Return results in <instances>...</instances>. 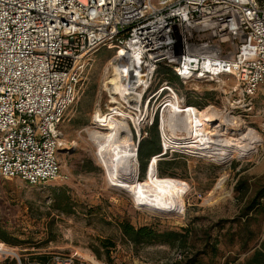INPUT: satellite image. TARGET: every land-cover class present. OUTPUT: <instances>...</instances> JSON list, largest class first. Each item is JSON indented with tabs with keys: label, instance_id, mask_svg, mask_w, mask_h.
<instances>
[{
	"label": "built area",
	"instance_id": "built-area-1",
	"mask_svg": "<svg viewBox=\"0 0 264 264\" xmlns=\"http://www.w3.org/2000/svg\"><path fill=\"white\" fill-rule=\"evenodd\" d=\"M111 46L125 95L95 128L124 114L138 152L159 119L162 152L152 162L199 158L209 148L167 135L164 120L187 115V94L199 88L225 94L224 112L206 109L230 122L253 111L264 85V0H0V180L39 187L60 178L63 122L93 57ZM163 68L177 82L152 91ZM47 264L88 263L55 254Z\"/></svg>",
	"mask_w": 264,
	"mask_h": 264
},
{
	"label": "rangeland",
	"instance_id": "rangeland-1",
	"mask_svg": "<svg viewBox=\"0 0 264 264\" xmlns=\"http://www.w3.org/2000/svg\"><path fill=\"white\" fill-rule=\"evenodd\" d=\"M116 49L114 46L104 48L93 57L80 84L78 99L65 117L60 178L39 187L18 179L0 180V244L11 253L8 259L0 256V264H16L15 255L24 262L42 264L55 254H78L88 264H174L204 252L211 243L207 250L210 253L216 241L218 255H201L203 263L243 262L264 239V209L251 220L249 227H244L242 214L246 199L236 190L239 181L246 182L250 186L247 198L262 194L264 204V85L254 100L253 111L241 114L233 120L235 124L228 126L235 130H244V127L254 130L261 139L256 151L249 157L225 163L191 157L183 152L162 158L159 162L173 175L162 178L173 179L185 189V210L180 214L156 212L141 206L133 193L112 183L91 136L92 132L109 134L95 128V117L101 112L106 114L107 107L111 106L112 99L105 84L115 73L110 62ZM171 78L161 69L152 91ZM225 85L233 87L235 82L228 80ZM199 89L198 95L188 92L189 105L201 108L199 111L215 105L224 112L225 94ZM159 123L158 119L160 143ZM168 130L169 136L187 137L182 130ZM148 131L149 135L141 142L152 138L150 129ZM133 135L137 145V137ZM120 169L123 170L122 166ZM143 176L147 179L139 162L136 182L145 181ZM63 193L70 197L74 214L58 209L56 200ZM123 222L137 229L150 227L162 233L187 234L184 231L187 229L188 244L183 249L158 244L134 247L122 234L120 224ZM209 235L212 240L208 239ZM240 238L252 240L246 249H241ZM103 242L114 247L104 248Z\"/></svg>",
	"mask_w": 264,
	"mask_h": 264
},
{
	"label": "bare ground",
	"instance_id": "bare-ground-1",
	"mask_svg": "<svg viewBox=\"0 0 264 264\" xmlns=\"http://www.w3.org/2000/svg\"><path fill=\"white\" fill-rule=\"evenodd\" d=\"M114 70L113 78L105 84V90L108 91L113 104L109 106L112 108L110 111L122 109L116 97L125 95L123 76L116 67ZM112 106H117V108ZM172 106L173 110H177L176 104H172ZM210 111V109L198 111L197 108L191 107L187 115L174 116L170 114L167 122L164 120V124L172 131L182 130L185 132L187 137L184 138V142L190 143L196 140L201 143V146H205L204 148H209L207 151H202L200 155L213 161L225 163L249 157L256 151L257 146L261 143L256 132L248 127H244V130L230 129L228 126L235 122H230L227 117L222 118L217 113ZM119 116H123V118H107L105 120L103 130L108 131L109 134L91 133L97 143L99 156L110 173L112 183L133 193L136 202L147 209L161 213H183L185 210V189L175 180L161 178L158 175L157 159L153 163L151 160L152 164L146 171L147 179L141 181L140 184L136 182L139 165L136 145L127 117L121 113ZM103 117L104 115L101 116L100 113L95 117V120H100ZM236 135L239 138L232 137ZM174 138L182 140V138ZM121 166L123 170L120 169ZM1 251L8 252L3 244H0V256H3Z\"/></svg>",
	"mask_w": 264,
	"mask_h": 264
},
{
	"label": "trees",
	"instance_id": "trees-1",
	"mask_svg": "<svg viewBox=\"0 0 264 264\" xmlns=\"http://www.w3.org/2000/svg\"><path fill=\"white\" fill-rule=\"evenodd\" d=\"M173 80L174 78L170 79V81H173ZM150 133H151L152 138L147 142L145 141L141 142L140 147H139V153H138V159H139V162L141 164L142 171L144 174L149 168L152 158L160 155L162 152L161 145L159 143V135H158V119L156 120L154 127L150 129ZM163 165H164L163 162L158 163L157 167H158L159 176L161 178L162 177H172L173 175L168 173L164 169ZM167 165L172 166L171 163H168ZM142 179L145 180L144 176ZM236 190L239 193H241L242 199H246V206L243 210L242 218L245 219L243 226L249 227V223L251 222V220L254 217H257L260 211L264 209V204L261 202V199L263 198V196L262 194H259L252 199H248L247 196L250 192V186L248 185V183L242 182V181L238 182ZM56 203L59 204L58 209H60L62 213L69 214V215L75 213V210L73 208L74 206L71 202V199L65 193H63L62 196L59 195V197L56 200ZM233 222H235V220ZM120 229L125 239L130 244H132L134 247L158 244L162 246H169L171 248L183 249L187 246L188 239L190 236L189 230L187 229L184 230L185 233L187 234L180 233V232H163L162 233L150 227H141L137 229L129 222L121 223ZM208 239L212 240V236L209 235ZM4 241L7 242V240L5 239ZM251 241H252L251 239L248 240V239L240 238L241 249H246L248 247L249 242ZM102 244L104 248H107V249L109 247H114L112 244H108L105 242H103ZM217 244H218V241H216V245L212 246L213 248H211L212 251L210 253H208L207 250L210 249L211 243L206 245V248L208 249L205 250L204 252H198L195 255L191 257H186L184 258L183 261L175 262L174 264H205L201 261L200 256L211 254L213 257H216L219 253ZM95 252L99 256V252L98 251H95ZM50 259L51 257L46 258L45 262L42 264H47L50 261ZM226 264H264V239L261 241L258 247H255L252 249L251 254L243 262L234 261L232 263L227 262Z\"/></svg>",
	"mask_w": 264,
	"mask_h": 264
},
{
	"label": "water",
	"instance_id": "water-1",
	"mask_svg": "<svg viewBox=\"0 0 264 264\" xmlns=\"http://www.w3.org/2000/svg\"><path fill=\"white\" fill-rule=\"evenodd\" d=\"M139 153V150H138V152H137V154Z\"/></svg>",
	"mask_w": 264,
	"mask_h": 264
}]
</instances>
